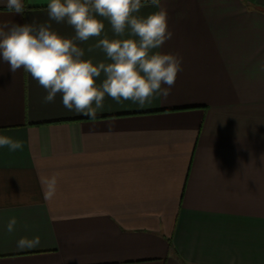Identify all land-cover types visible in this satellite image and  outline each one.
<instances>
[{
	"label": "crops",
	"instance_id": "crops-1",
	"mask_svg": "<svg viewBox=\"0 0 264 264\" xmlns=\"http://www.w3.org/2000/svg\"><path fill=\"white\" fill-rule=\"evenodd\" d=\"M48 2L23 0L20 15L0 0V22L73 37ZM142 4L138 15L159 10ZM160 7L173 35L154 51L181 57L182 71L144 107L106 96L95 118L77 114L0 61V135L23 144L0 148V264H264V0ZM98 18L101 37L76 43L110 62L93 46L128 36ZM34 237L39 246L17 247Z\"/></svg>",
	"mask_w": 264,
	"mask_h": 264
},
{
	"label": "clouds",
	"instance_id": "clouds-1",
	"mask_svg": "<svg viewBox=\"0 0 264 264\" xmlns=\"http://www.w3.org/2000/svg\"><path fill=\"white\" fill-rule=\"evenodd\" d=\"M159 10L141 16L142 0H49V21L67 23L74 29L69 38L52 29L50 23L0 22V61L8 64L14 74L23 69L45 91V103L54 102L57 94L69 111L95 118L103 111L105 97L116 103L131 101L139 107L155 99H166L182 71V58L173 53L154 51L171 39L167 11L160 0H145ZM13 14H24L23 0H3ZM107 20L117 37L98 39L93 46L100 49L107 61L94 63L84 59V49L77 41L101 37ZM93 47L88 49L93 51ZM103 74L104 79L98 83ZM22 150L23 144L0 135V148ZM46 199L55 195L56 178L45 181ZM15 218L10 219L7 231H14ZM38 237L21 238L20 249L37 247Z\"/></svg>",
	"mask_w": 264,
	"mask_h": 264
}]
</instances>
